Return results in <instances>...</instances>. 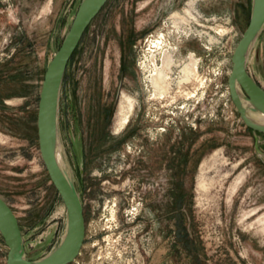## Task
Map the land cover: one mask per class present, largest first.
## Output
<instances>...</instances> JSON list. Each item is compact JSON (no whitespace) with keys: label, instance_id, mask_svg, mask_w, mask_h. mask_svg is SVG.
I'll use <instances>...</instances> for the list:
<instances>
[{"label":"rangeland","instance_id":"374dc122","mask_svg":"<svg viewBox=\"0 0 264 264\" xmlns=\"http://www.w3.org/2000/svg\"><path fill=\"white\" fill-rule=\"evenodd\" d=\"M79 2L0 0V196L29 259L52 250L65 227L36 114L46 66ZM250 10L251 0H107L85 28L59 95L64 156L85 216L69 264H264V133L244 125L227 86ZM154 39L161 48L150 51ZM188 63L196 70L186 79ZM154 68L167 73L163 94ZM247 69L264 88V26ZM124 92L133 106L117 130ZM91 177L105 189L94 216ZM6 254L0 235V264Z\"/></svg>","mask_w":264,"mask_h":264},{"label":"water","instance_id":"95a60500","mask_svg":"<svg viewBox=\"0 0 264 264\" xmlns=\"http://www.w3.org/2000/svg\"><path fill=\"white\" fill-rule=\"evenodd\" d=\"M106 1L80 0L69 30L46 66L39 92L36 114L38 146L50 180L65 207L64 232L58 244L45 255L37 259L27 258L17 216L0 196V235L7 246L6 264H69L83 245V204L68 164V169L61 167L56 155L57 144L62 142L59 95L67 63L85 28ZM263 26L264 0H251L249 22L231 54V70L227 77L228 92L240 119L252 131L261 133H264V88L250 75L247 59Z\"/></svg>","mask_w":264,"mask_h":264},{"label":"bare ground","instance_id":"6f19581e","mask_svg":"<svg viewBox=\"0 0 264 264\" xmlns=\"http://www.w3.org/2000/svg\"><path fill=\"white\" fill-rule=\"evenodd\" d=\"M161 43H162V39L152 40L150 43V46H149L150 51H155V49L152 47L161 48ZM169 64H170V58L166 57L165 66H167ZM195 70H196V66L194 64H192V63L185 64L182 67L183 76H184L183 78L188 79L191 72L195 71ZM150 78H151V81L153 83L155 90H157L160 94H163L167 90L168 80L166 79L167 73L165 72L164 68H154V71L151 74ZM121 95L122 96H121V99L119 101L118 109H116L117 110V116H116L117 120H115L116 121L115 128L117 130L121 129L124 126V124L128 121V115H127V112H125V106H127L128 109L132 108V106H133L131 96H129L125 92L123 94L121 93ZM64 153L65 152L63 149V142H59L57 144V148H56L57 160H58L59 164L61 165V167L68 169V167H67L68 160H66V158H65L66 156L64 157Z\"/></svg>","mask_w":264,"mask_h":264},{"label":"flooded vegetation","instance_id":"af4514ba","mask_svg":"<svg viewBox=\"0 0 264 264\" xmlns=\"http://www.w3.org/2000/svg\"><path fill=\"white\" fill-rule=\"evenodd\" d=\"M100 178L91 177L89 180V186L87 188L89 196V214L96 215L99 212L100 206H104V188L99 186ZM76 186V185H75ZM77 188V187H76ZM80 196V194H79ZM81 199V198H80ZM84 213V209H83ZM85 218V216H84ZM80 253V252H79Z\"/></svg>","mask_w":264,"mask_h":264},{"label":"trees","instance_id":"16d2710c","mask_svg":"<svg viewBox=\"0 0 264 264\" xmlns=\"http://www.w3.org/2000/svg\"><path fill=\"white\" fill-rule=\"evenodd\" d=\"M249 128V127H248Z\"/></svg>","mask_w":264,"mask_h":264}]
</instances>
